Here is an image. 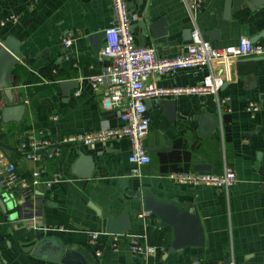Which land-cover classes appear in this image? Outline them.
Wrapping results in <instances>:
<instances>
[{
  "label": "crops",
  "instance_id": "1",
  "mask_svg": "<svg viewBox=\"0 0 264 264\" xmlns=\"http://www.w3.org/2000/svg\"><path fill=\"white\" fill-rule=\"evenodd\" d=\"M255 2L204 0L190 15L182 0H125L139 18L131 26L134 45L154 48L160 59L183 54L193 26L216 49L234 45L241 37L264 42V3L255 7ZM111 21L110 0H0V41L13 38L19 52L7 75L11 102L0 88V158L27 178L38 165L21 156L24 136L31 133L52 142L55 153L42 163L44 179L55 181L50 188L38 186L24 198L0 179V197L17 206L9 212L16 214L11 220L0 209L3 264H59L27 251L41 239L57 240L82 264H264V60L244 58L219 68L224 82L218 98H228L225 105L217 106L212 95L147 102L144 146L150 163L136 175L127 162L126 139L57 145L68 136L121 125L118 113L104 111L86 82L105 67L100 55L103 36L97 38ZM158 21L162 24L154 27ZM67 38L69 47L63 44ZM206 74L203 66L154 82L163 88L194 87ZM63 82L76 85L66 97ZM248 101L260 107L253 117L245 110ZM9 106L24 107L19 122L2 121V110ZM210 118L218 128L206 133ZM81 151L93 157L86 181L73 173ZM224 167L235 173L227 196L209 187L177 185L167 177L179 172L221 174ZM189 210L199 220L201 235L187 230L183 222L174 226ZM146 211L150 217L143 220L140 215ZM122 215L129 217L131 229L117 235L114 250V235L105 232L106 218ZM92 233L99 234L94 242ZM177 238L181 244L174 247ZM133 240L155 247L159 254L145 259L132 253ZM170 249L173 252L166 255Z\"/></svg>",
  "mask_w": 264,
  "mask_h": 264
},
{
  "label": "built area",
  "instance_id": "2",
  "mask_svg": "<svg viewBox=\"0 0 264 264\" xmlns=\"http://www.w3.org/2000/svg\"><path fill=\"white\" fill-rule=\"evenodd\" d=\"M182 1L190 15L204 4V0ZM110 8L112 21L104 30L100 49V55L105 59L106 64L99 74L87 78L86 82L90 90L100 97L104 111L118 113L121 125L68 136L61 139L57 145L92 146L126 139L130 146L127 162L134 167L131 169V174L136 175L139 167L150 163L144 146V139L149 129L146 102L165 97L212 95L217 106L225 105L228 98H218V92L224 82L221 70L218 72L219 68L239 59L264 57V42L251 43L247 37H241L234 45L216 49L203 40L196 26H193L184 53L171 59H160L154 48H139L134 45L131 26L139 18L137 14L127 9L125 0H110ZM63 44L69 47L71 40L67 38ZM203 66L207 67V74L202 78L201 83L194 87L163 88L158 87L154 82L155 78L172 75L179 70ZM217 66L218 69L215 70ZM246 104L245 110L251 117L259 112L260 107L253 101H248ZM19 149L24 160L38 166L27 178H23L18 176L16 166L12 162L0 158V179L3 185L18 189L20 196L24 198L33 194L38 186L50 188L55 181L44 179L42 163L55 156L52 142L36 138L30 133L23 137ZM167 177L177 185L209 187L225 196L235 183V173L229 167H224L221 174L179 172L170 173ZM140 217L143 220L148 219L149 212H142ZM98 235L92 233L89 234V238L94 242ZM112 241L113 249L116 250L118 236L114 235ZM129 249L132 253L141 254L145 259L159 254L155 247L140 244L136 240L131 241ZM0 264H3L1 258ZM224 264L234 263L228 261Z\"/></svg>",
  "mask_w": 264,
  "mask_h": 264
},
{
  "label": "water",
  "instance_id": "3",
  "mask_svg": "<svg viewBox=\"0 0 264 264\" xmlns=\"http://www.w3.org/2000/svg\"><path fill=\"white\" fill-rule=\"evenodd\" d=\"M255 7H258L264 3V0H255ZM252 2V0H251ZM258 5V6H257ZM229 4L225 8V15L228 16ZM159 24H162V21H158L154 27H157ZM216 33H213L215 35ZM103 36L102 34L98 35L97 39H100ZM264 36V34H261ZM258 38H254L251 43H256ZM18 52V42H16L13 38L7 37L5 40L0 41V88L3 90L4 95L6 96L8 102H11L12 95L11 90L9 89L7 83V75L10 69L17 64V56ZM255 60H264V58H253ZM62 89V94L64 97L67 96V93L70 91L71 87L76 88L74 83L63 82L60 84ZM173 105L172 103H170ZM24 107L23 106H9L2 110L1 119L4 123L7 122H19L21 117L23 116ZM209 124H207V131L209 133L218 128V123L210 118ZM81 165L86 166L84 170H81ZM93 168V157L86 155L84 152H78V159L73 166V173L81 180L86 181L89 179L91 171ZM203 168H200L202 170ZM13 201V200H12ZM11 199L5 195H1L0 197V209L6 217V219H14L16 214H9L12 209L17 208L15 202L13 203ZM96 213H98L96 211ZM183 217H179L175 222L174 226L177 228L182 222L189 229H195L197 233L201 235L199 230V220L195 214H193L192 210H189L183 213ZM186 221V222H184ZM169 223V222H168ZM191 227V228H189ZM131 229V224L129 221V217L126 215L119 216L118 218H106L105 232L108 235H122L123 233L129 231ZM202 242V236L196 241L197 245H200ZM181 242L179 238H177L176 243L173 244L174 247L176 245H180ZM31 252L34 258L42 260L44 262L50 263H59V264H82L77 256L67 252L63 249V245L60 244L57 240L54 239H41L35 245L31 246L28 250ZM173 249L167 251L166 255L171 254Z\"/></svg>",
  "mask_w": 264,
  "mask_h": 264
},
{
  "label": "bare ground",
  "instance_id": "4",
  "mask_svg": "<svg viewBox=\"0 0 264 264\" xmlns=\"http://www.w3.org/2000/svg\"><path fill=\"white\" fill-rule=\"evenodd\" d=\"M103 35H104V32H103ZM257 58H264V57H257ZM222 88V87H221ZM146 104H147V102H146ZM148 133V132H147ZM147 135V134H146ZM146 149V148H145ZM147 151V150H146ZM147 154H148V152H147ZM149 156V155H148ZM148 165V164H147ZM168 176V175H167ZM146 212H148V211H146ZM150 214V213H149ZM150 217V216H149Z\"/></svg>",
  "mask_w": 264,
  "mask_h": 264
}]
</instances>
